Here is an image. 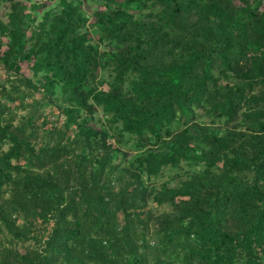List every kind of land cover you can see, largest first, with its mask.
<instances>
[{
    "label": "trees",
    "instance_id": "obj_1",
    "mask_svg": "<svg viewBox=\"0 0 264 264\" xmlns=\"http://www.w3.org/2000/svg\"><path fill=\"white\" fill-rule=\"evenodd\" d=\"M3 1L0 264H264V0Z\"/></svg>",
    "mask_w": 264,
    "mask_h": 264
},
{
    "label": "rangeland",
    "instance_id": "obj_2",
    "mask_svg": "<svg viewBox=\"0 0 264 264\" xmlns=\"http://www.w3.org/2000/svg\"><path fill=\"white\" fill-rule=\"evenodd\" d=\"M6 2H2L1 3V5H0V17L3 15V13L7 10V8H6ZM24 69V71H25V68L23 67L22 68V70ZM0 77H3V73H2V71H1V69H0Z\"/></svg>",
    "mask_w": 264,
    "mask_h": 264
}]
</instances>
